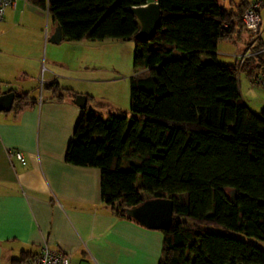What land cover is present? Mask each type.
<instances>
[{"label": "trees", "instance_id": "trees-1", "mask_svg": "<svg viewBox=\"0 0 264 264\" xmlns=\"http://www.w3.org/2000/svg\"><path fill=\"white\" fill-rule=\"evenodd\" d=\"M26 2L47 11L66 43L134 41L139 24L132 9L158 5L154 37L134 41L132 68L144 74L129 81L131 116L102 118L84 107L64 163L99 171L100 205L117 220L138 225L127 211L147 200L172 201L169 227L159 231L158 264H264L262 250L226 235L264 243V107L250 111L238 87L244 73L250 82L259 74L264 88V50L257 40L253 51L262 52L241 67L220 65L213 54L218 43L244 31L240 16L248 3L224 8L217 0ZM201 57L210 61L201 64ZM47 88L58 102L77 96L55 84ZM34 105L28 94L14 93L10 113ZM34 255L22 253L11 263Z\"/></svg>", "mask_w": 264, "mask_h": 264}, {"label": "crops", "instance_id": "crops-1", "mask_svg": "<svg viewBox=\"0 0 264 264\" xmlns=\"http://www.w3.org/2000/svg\"><path fill=\"white\" fill-rule=\"evenodd\" d=\"M55 27L46 10L26 0H16L0 20L2 95L26 93L35 101L16 114L0 113V264H12L22 253L37 254L42 246L67 255L70 264H158L160 232L109 216L100 205L99 171L64 163L82 109L66 97L56 101L47 86L55 84L86 97V107L95 100L88 92L90 86L101 80L83 74L87 71L80 66L67 67L60 58L64 43L73 46L69 49L83 50L86 42H94L51 44ZM260 31L258 40L264 50L262 24ZM247 43L232 57L242 53ZM213 54L224 55L216 49ZM242 74V82L238 76L240 97L257 114L264 106L255 103L252 108L245 103L244 95L253 97L254 92ZM62 81L69 84L62 86ZM14 153L23 156L24 166Z\"/></svg>", "mask_w": 264, "mask_h": 264}, {"label": "rangeland", "instance_id": "rangeland-1", "mask_svg": "<svg viewBox=\"0 0 264 264\" xmlns=\"http://www.w3.org/2000/svg\"><path fill=\"white\" fill-rule=\"evenodd\" d=\"M238 1L249 3L253 0H217L218 4L224 8H231V5H236ZM262 1V7L259 9V18L264 28V0ZM231 4V5H230ZM262 31V30H261ZM260 31V33H261ZM248 40L246 34L241 32L239 39L234 38L231 42H220L216 46V51L219 53L215 57L216 63L220 65H231L233 63L232 54L236 50L241 52L242 44ZM84 46L83 50H78L67 44L60 46V58L67 67L80 66L83 74H88L89 77H94L98 80L96 84L87 86L88 92L95 99L93 103H87V109H94L98 112L102 118L108 115L113 116H128V85L131 78H135L138 75H143V71L134 70L132 68V59L134 56V41H112L105 40L103 42L88 43ZM67 45V46H66ZM42 54V53H41ZM178 53L173 52V55ZM210 60L205 57L200 58L201 64L209 62ZM203 62V63H202ZM44 70L43 57L40 59L38 71L42 75ZM240 82L244 79L243 74L239 75ZM62 86L69 84L62 81ZM254 95L253 97L243 98L245 103L249 104L252 108L261 103L264 106V89L262 87L252 86ZM244 94V91H242ZM35 96H39V91H36ZM34 97V95H33ZM254 110V109H253ZM144 196V195H143ZM148 197V196H144ZM207 230L213 232H220L218 229L208 228ZM226 235L235 237L248 244L254 245L264 252V243L258 242L252 238H247L242 234L227 232Z\"/></svg>", "mask_w": 264, "mask_h": 264}, {"label": "water", "instance_id": "water-1", "mask_svg": "<svg viewBox=\"0 0 264 264\" xmlns=\"http://www.w3.org/2000/svg\"><path fill=\"white\" fill-rule=\"evenodd\" d=\"M139 29L133 39L136 42H149L159 26V8L154 2L147 4L145 7H135L132 9ZM61 41V31L58 26L55 27L49 42L58 44ZM13 94L7 93L0 96V111L7 113L10 111L13 103ZM86 97L76 96L73 104L79 109L85 107ZM233 193H231L232 195ZM172 214V201L169 199H152L147 200L137 207L127 211V216L132 218L139 226L154 231H165L170 224Z\"/></svg>", "mask_w": 264, "mask_h": 264}, {"label": "built area", "instance_id": "built-area-1", "mask_svg": "<svg viewBox=\"0 0 264 264\" xmlns=\"http://www.w3.org/2000/svg\"><path fill=\"white\" fill-rule=\"evenodd\" d=\"M25 1V0H23ZM16 0H0V20L6 9H12ZM262 7L261 0H253L247 4L240 16V22L244 32L247 34L250 44L238 55L234 56V63L237 67H241L247 58L258 55L262 50L253 51L255 43L258 40L260 33V18L258 10ZM253 86L263 88V79L259 74H254L251 79ZM264 89V88H263ZM2 95V89L0 86V96ZM13 157L21 165H25V160L20 153H14ZM22 264H70V259L67 255L58 253L49 249L47 246H42L40 251L33 257L28 259Z\"/></svg>", "mask_w": 264, "mask_h": 264}, {"label": "clouds", "instance_id": "clouds-1", "mask_svg": "<svg viewBox=\"0 0 264 264\" xmlns=\"http://www.w3.org/2000/svg\"><path fill=\"white\" fill-rule=\"evenodd\" d=\"M146 6V5H145ZM145 6H142V7H145Z\"/></svg>", "mask_w": 264, "mask_h": 264}]
</instances>
